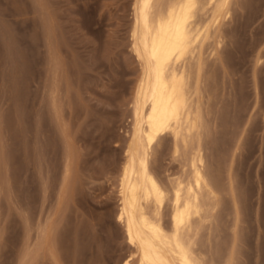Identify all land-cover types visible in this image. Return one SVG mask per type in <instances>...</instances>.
I'll return each mask as SVG.
<instances>
[{
    "label": "rangeland",
    "instance_id": "1",
    "mask_svg": "<svg viewBox=\"0 0 264 264\" xmlns=\"http://www.w3.org/2000/svg\"><path fill=\"white\" fill-rule=\"evenodd\" d=\"M134 7L135 0H0V264H21L26 231L35 235L39 222L61 264H123L134 253L118 220L141 72ZM233 7L223 63L208 62L215 78L204 147L224 191L212 237L205 227L200 244L215 264L226 263L234 237L226 173L251 116L233 164L241 224L232 262L264 264V0ZM184 163L163 135L151 158L157 177L170 185L189 172ZM36 264L55 263L47 256Z\"/></svg>",
    "mask_w": 264,
    "mask_h": 264
},
{
    "label": "bare ground",
    "instance_id": "2",
    "mask_svg": "<svg viewBox=\"0 0 264 264\" xmlns=\"http://www.w3.org/2000/svg\"><path fill=\"white\" fill-rule=\"evenodd\" d=\"M238 1L135 0L133 52L141 72L121 173L118 215L134 253L123 264H215L200 244L205 227L212 237L224 191L220 178L207 165L204 147L212 126L208 80L213 71L210 73L208 62L212 58L223 63V26ZM256 59L259 64L261 57ZM250 117L232 148L226 173L234 208V237L225 264L234 261L238 245L241 210L233 164ZM165 134L172 136L175 154L182 153L183 166L189 168L186 176L170 179V185L160 180L151 166L154 147ZM166 201L171 206L168 225L163 221ZM39 223L35 235L32 227L26 231L21 264H36L47 256L61 264L49 227Z\"/></svg>",
    "mask_w": 264,
    "mask_h": 264
}]
</instances>
